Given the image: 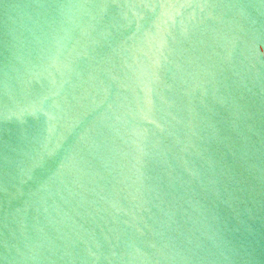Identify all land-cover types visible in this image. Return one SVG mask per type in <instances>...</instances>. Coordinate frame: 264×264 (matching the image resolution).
Returning a JSON list of instances; mask_svg holds the SVG:
<instances>
[{"label": "water", "instance_id": "95a60500", "mask_svg": "<svg viewBox=\"0 0 264 264\" xmlns=\"http://www.w3.org/2000/svg\"><path fill=\"white\" fill-rule=\"evenodd\" d=\"M0 264H264V0H0Z\"/></svg>", "mask_w": 264, "mask_h": 264}]
</instances>
